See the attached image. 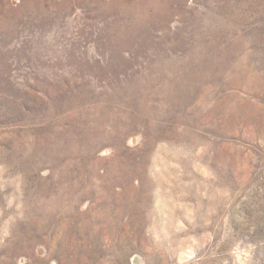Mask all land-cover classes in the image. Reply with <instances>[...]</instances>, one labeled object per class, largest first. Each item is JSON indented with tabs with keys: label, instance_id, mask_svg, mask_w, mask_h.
Returning a JSON list of instances; mask_svg holds the SVG:
<instances>
[{
	"label": "rangeland",
	"instance_id": "rangeland-1",
	"mask_svg": "<svg viewBox=\"0 0 264 264\" xmlns=\"http://www.w3.org/2000/svg\"><path fill=\"white\" fill-rule=\"evenodd\" d=\"M0 264H264V0H0Z\"/></svg>",
	"mask_w": 264,
	"mask_h": 264
}]
</instances>
